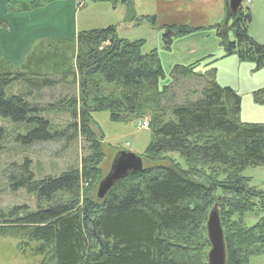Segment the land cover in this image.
Segmentation results:
<instances>
[{"label": "trees", "instance_id": "16d2710c", "mask_svg": "<svg viewBox=\"0 0 264 264\" xmlns=\"http://www.w3.org/2000/svg\"><path fill=\"white\" fill-rule=\"evenodd\" d=\"M54 1L4 0V13L30 12ZM223 10V20L211 26L223 56L234 55L252 63L254 71L261 70L264 43L248 31L250 8L242 4L234 12L225 0ZM129 20L137 21L131 5L124 17ZM148 21L154 24L155 16L150 15ZM7 26L0 18V29ZM201 29L206 28L164 24L161 47L169 50L174 39ZM48 39L70 41V83L76 85V96L63 100L61 106L72 116L70 129L85 136L89 153L79 166L41 179H35L27 159L9 164L10 171H5L9 189L33 194L36 208L13 206L0 212V236L18 240L19 253L28 250L39 255L41 264H207L210 244L205 224L215 207L225 264H249L251 257L264 255V191L250 186L242 174L248 167L264 165V124L242 121L240 94L217 83L215 68L197 74L195 68L204 57L188 65L174 64L170 83L161 86L165 73L158 50L143 53L144 39L123 38L114 25L76 31L66 39ZM32 49L19 65L0 54V116L34 125L16 138L25 145L64 134L50 130L49 120L40 115L41 106L26 95L5 96L11 82L24 78L33 85L43 76L24 73ZM39 60L43 61L42 56ZM178 76H198L201 86L192 93L194 99L168 106L165 96ZM40 83L39 90L54 81L46 78ZM251 96L264 106V86ZM98 111L108 112L114 122L148 116L151 131L141 156L142 169L117 180L101 199L92 186V180L99 182L104 176L98 166L106 146L91 128L92 114ZM107 148L110 165L122 148ZM168 153L178 154L185 167ZM245 215L257 221L248 226Z\"/></svg>", "mask_w": 264, "mask_h": 264}, {"label": "rangeland", "instance_id": "374dc122", "mask_svg": "<svg viewBox=\"0 0 264 264\" xmlns=\"http://www.w3.org/2000/svg\"><path fill=\"white\" fill-rule=\"evenodd\" d=\"M0 1V6L3 8L5 5L4 0ZM128 1V3H124L125 1L121 0H73V29L81 31L114 25L119 36L123 38L128 40L144 39L145 43L141 48L144 53L152 49H158L161 27L164 24L202 26L206 29L197 31L210 32L216 39L215 31L211 26L221 22L224 18L225 0ZM70 2L71 0L51 2L35 9L37 10L35 19H30V16L23 19L27 22L33 21L30 27L34 30L45 28L49 22H55L56 25L60 17L67 21L66 10H68L67 5ZM129 5H131L137 21H124ZM26 13L28 12H22L21 14ZM150 15L155 16L154 24L148 21ZM70 27L72 28L69 22L60 23L58 32L68 38ZM41 56L43 58L42 62L39 60ZM172 65L174 64H170L167 70H163L165 77L160 81L161 86L170 83L169 70ZM69 71L70 41L53 43L48 38H44L34 44L24 73L26 77L33 75L31 73L46 75V77L35 75L34 77H38L36 79L38 84L34 80L33 83L35 84L33 85L32 83L26 84L24 78H22L11 82L5 87L6 97L22 93L31 102L39 104L42 108L40 115L49 120L50 130L63 131L64 134L54 140L25 145L17 141L16 138L18 135L26 134L34 125L16 123L9 118L0 116V129L2 130L0 133V212H5L13 206H26L29 210L36 208V199L33 194L21 188L17 191L9 189L5 177L7 172L5 173V171H10L8 166L12 162L21 164L27 159L35 179H41L46 176H57L71 167L79 166L81 159L89 153V143L85 136L70 129L69 125L73 122L72 116L68 109L61 106L63 100L70 98V96H76V85L70 83ZM204 71L199 64L195 68L197 74ZM46 78L54 81V83L49 85L50 87L39 90L43 85L40 82ZM200 80L201 78L198 76L190 79L178 76L166 93L167 105L180 104L186 100L194 99L196 96L192 93L195 89L200 88ZM92 118L95 121L91 124L92 131L99 142L106 146L104 147V160L98 166L102 176L109 167L110 156L107 147H121L123 150L134 152L139 156L144 154L151 139V131L149 128L139 130L136 127V122L139 119L148 120V116L137 120L133 119L129 122H114L109 119L108 112L98 111L92 114ZM166 155L185 167L183 159L178 154L168 153ZM242 174L249 178L250 186L264 191V165L248 167L243 170ZM97 183V179L92 180L94 189ZM64 200V198H56V201ZM256 221L255 217L244 216V223L248 226L253 225ZM17 241L14 238L0 236V264H41V256L34 255L28 250L19 253L16 247ZM249 264H264V255L251 257Z\"/></svg>", "mask_w": 264, "mask_h": 264}, {"label": "crops", "instance_id": "0c3cea01", "mask_svg": "<svg viewBox=\"0 0 264 264\" xmlns=\"http://www.w3.org/2000/svg\"><path fill=\"white\" fill-rule=\"evenodd\" d=\"M73 8L74 2L71 0L66 10L67 21L60 17L58 24L49 22L45 28L34 30L30 27L33 21L27 22L23 18L30 16V19H35L37 10L26 14L4 13V7L0 6V18L8 25L6 29H0V54L12 64L19 65L25 61L38 40L66 38L58 32L60 23L69 22L72 26L69 36L74 35L77 30L73 29ZM248 8H250L252 19L248 31L257 42L264 43V0H250ZM157 50L163 70H167L170 64L187 65L191 61L204 57L199 64L202 70L214 67L217 83L228 86L240 94L241 119L245 122L264 124V106L253 102L251 96L253 91L264 86V67L254 71L252 63L241 62L234 55L223 56V50L219 47L217 38L215 39L212 33L205 31H195L174 39L169 50L162 49L159 38Z\"/></svg>", "mask_w": 264, "mask_h": 264}, {"label": "water", "instance_id": "95a60500", "mask_svg": "<svg viewBox=\"0 0 264 264\" xmlns=\"http://www.w3.org/2000/svg\"><path fill=\"white\" fill-rule=\"evenodd\" d=\"M243 0H228V8L236 11ZM230 23V21H229ZM143 160L134 152L120 150L113 156L109 168L96 186L95 195L103 198L114 183L130 172L142 169ZM210 249L207 252V264H225V247L223 232L217 209H210L205 224Z\"/></svg>", "mask_w": 264, "mask_h": 264}, {"label": "built area", "instance_id": "2783aa9c", "mask_svg": "<svg viewBox=\"0 0 264 264\" xmlns=\"http://www.w3.org/2000/svg\"><path fill=\"white\" fill-rule=\"evenodd\" d=\"M148 126V121L147 120H142V121H138L136 123V127L141 130V129H144Z\"/></svg>", "mask_w": 264, "mask_h": 264}]
</instances>
